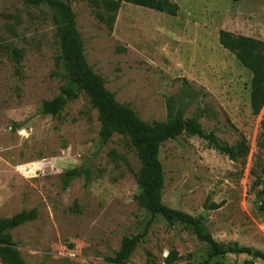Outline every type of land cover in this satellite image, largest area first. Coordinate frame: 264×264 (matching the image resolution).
<instances>
[{
  "label": "rangeland",
  "instance_id": "374dc122",
  "mask_svg": "<svg viewBox=\"0 0 264 264\" xmlns=\"http://www.w3.org/2000/svg\"><path fill=\"white\" fill-rule=\"evenodd\" d=\"M60 1L75 14L88 65L140 119L165 120L166 99L181 93L186 80L204 94L187 115L199 104L206 132L228 145L246 140L244 161L197 136L164 142L162 202L193 217L204 213L201 225L215 241L264 254V107L251 113L250 72L218 43L219 30L264 41V0H170L179 7L176 16L122 3L111 32L86 0ZM11 48L23 54L18 72ZM57 50L46 6L0 0V218L36 211L12 231L26 264H105L123 236L142 233L150 220L126 264H165L171 250L178 257L173 264H264L246 254L208 259L210 246L193 226H168L139 207L137 156L120 135L100 142L97 112L83 94L55 116L40 113L63 84ZM73 168L83 172L65 184Z\"/></svg>",
  "mask_w": 264,
  "mask_h": 264
},
{
  "label": "trees",
  "instance_id": "16d2710c",
  "mask_svg": "<svg viewBox=\"0 0 264 264\" xmlns=\"http://www.w3.org/2000/svg\"><path fill=\"white\" fill-rule=\"evenodd\" d=\"M231 1L239 2L241 0ZM23 2L31 7H47L58 46L54 61L55 66L61 69L58 75L63 80V84L55 97L42 101L40 113L55 116L67 102L83 94L88 99L90 106L97 112L100 142L106 144L113 135H120L127 139L137 156L139 168L135 179L139 193L134 199L139 207L148 211L152 217L160 215L168 226H171L175 221L193 226L198 239L207 242L210 246L208 259L227 253L264 258V254L260 251L252 250L249 247L215 241L210 234L203 230L201 216L193 217L180 210L169 208L162 202L164 172L159 159V150L164 142L185 134L199 137L210 148L219 154L226 155L233 161L239 159L244 161L249 153V145L244 138L236 141L233 145H228L220 141L213 132H206L203 129L199 118L205 115L204 107L196 104L191 115H187V111L194 101L200 102V95L204 94L191 88L186 80H182L184 87L181 93L170 95L166 99V119L143 121L130 106L121 104L115 99L114 94L105 88L102 77L88 65L83 52V43L76 28L75 14L69 3L60 0H23ZM86 2L93 17L108 32L113 30L117 12L122 3L170 16H176L179 9L178 5L170 0H86ZM218 43L249 70L251 75L249 106L251 113L258 115L264 107V41L219 30ZM22 55L21 50L10 49V56L17 65V72ZM261 127L264 131V121L261 122ZM82 172L76 168L66 171L64 183L67 184ZM84 174L86 178L89 177L88 170H84ZM259 196L261 197L259 209L264 210V191H261ZM35 217L36 211L30 209L22 210L10 217L0 218L1 264H26L13 241L12 231L33 221ZM150 224L151 220L142 233L123 236L113 256L105 257V264H126L137 245L144 238ZM177 259V252L171 250L164 262L173 264ZM202 264H208V261ZM247 264H251V262Z\"/></svg>",
  "mask_w": 264,
  "mask_h": 264
},
{
  "label": "water",
  "instance_id": "95a60500",
  "mask_svg": "<svg viewBox=\"0 0 264 264\" xmlns=\"http://www.w3.org/2000/svg\"><path fill=\"white\" fill-rule=\"evenodd\" d=\"M201 216L203 217L204 216V213H202Z\"/></svg>",
  "mask_w": 264,
  "mask_h": 264
}]
</instances>
